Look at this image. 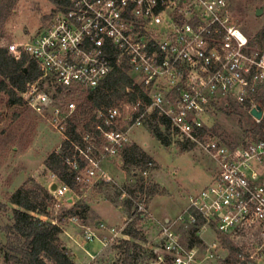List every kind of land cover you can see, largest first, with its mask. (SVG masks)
<instances>
[{"label":"built area","instance_id":"built-area-1","mask_svg":"<svg viewBox=\"0 0 264 264\" xmlns=\"http://www.w3.org/2000/svg\"><path fill=\"white\" fill-rule=\"evenodd\" d=\"M48 1L54 9L43 30L7 47L16 60L27 56L40 70L22 93L32 111L50 112L53 127L67 133L77 108L73 102L63 107L55 96L93 91L121 66L149 98L146 104L129 103L127 126L121 107L96 112L99 136L87 133L85 147L73 144L74 154L66 158L77 183L112 182L103 160L131 144L133 128L163 117L176 134L199 143L219 168L212 183L190 199L185 226L203 223L220 239L228 237L237 248L235 264H264V134L227 145L204 132L203 118L221 100L232 99L256 124L264 121V43L244 33L228 0ZM50 84L52 96L45 88ZM259 107L263 114L257 119L252 111ZM69 191L58 182L53 194ZM138 206L141 213L143 205ZM160 234L166 257L158 256L159 263L197 264L199 244L184 245L169 222ZM213 245L224 247L218 238Z\"/></svg>","mask_w":264,"mask_h":264},{"label":"rangeland","instance_id":"rangeland-1","mask_svg":"<svg viewBox=\"0 0 264 264\" xmlns=\"http://www.w3.org/2000/svg\"><path fill=\"white\" fill-rule=\"evenodd\" d=\"M228 3L239 27L254 39L264 27V13L261 17L255 14L258 8L264 7V0H228ZM53 9L48 0H16L9 16L0 23V47L7 48L10 44L33 39L43 30L44 19ZM131 76L135 83L139 81L132 73ZM45 88L51 96L55 95L51 84ZM81 92L88 90L65 93L56 101L63 99V107L73 102L78 111ZM20 96L22 103L12 105L9 96L0 91V264H11L5 261L6 254L12 255L8 248L10 244H21L22 238L13 230L16 224L14 212L25 210L11 203L12 196L21 188L34 196L41 192V188L49 191L52 196L49 203L51 218H55L53 224L61 229L53 237L52 248L65 250L74 264H124L129 247L126 241H130L131 246L136 245V264H163L158 260L160 255L166 257L160 228L168 222L173 224L183 243L192 239V232L196 230L195 236L201 241V244L197 243L200 245L197 264H224L229 259L226 248L216 249L213 245L215 239L221 240L217 231L203 223L185 226V210L190 199L199 196L219 170L216 161L199 143L176 134L171 127L149 117L141 127L130 131V139L131 144L138 145L152 162L128 165L124 161L123 148L118 155L106 158L102 163L112 182L92 181L57 197L51 187L56 182H63L58 173L49 170L47 162L52 154H62L67 142L66 133L53 127L50 112L46 116L35 113L22 93ZM112 106L121 107L123 126H127L132 116L129 103L115 101ZM203 118L208 134L227 145H240L255 138L254 131L261 133L258 136L264 134L260 127L264 126V121L256 124L245 107L232 99L221 100ZM90 121L87 116L77 123L82 130ZM67 166L72 170L68 163ZM127 199L133 202L135 212L139 204L143 205V211L136 212L133 219L124 206ZM39 211L41 208L29 212V215L35 220L49 221V216ZM130 225L134 232L138 231L137 239L125 234ZM92 233L94 238L90 239L88 235ZM45 263L54 264L48 258Z\"/></svg>","mask_w":264,"mask_h":264},{"label":"trees","instance_id":"trees-1","mask_svg":"<svg viewBox=\"0 0 264 264\" xmlns=\"http://www.w3.org/2000/svg\"><path fill=\"white\" fill-rule=\"evenodd\" d=\"M15 4L16 0H0V23H3L9 16ZM241 13L244 14V11ZM50 18L51 16L49 15L44 19L45 24H47ZM253 41L259 44L264 43V27L260 33L254 37ZM0 77L2 79L0 80V91L9 96L12 105H18L23 101L20 94L25 91L26 85L29 82H33L40 77V70L27 56H23L20 60H16L9 53L8 48L0 47ZM80 96V105L73 121L69 124L66 133L68 141L62 149V154H52L47 162L49 170L58 173L59 179L71 190H75L77 186L81 185L76 181V173L69 170L66 158L74 154L73 144L84 146V136L87 133H91L97 137L99 136L97 130L98 120L96 114H93V112L105 106L112 107L115 101H125L128 103L141 101L144 104L149 102V98L144 89L134 82L130 69L127 66L116 67L97 89L81 92ZM55 98L58 99V95H56ZM87 116H90L91 121L87 122L81 130L80 124L77 122L80 123V121H84ZM154 118L158 119L162 125L170 127L165 118ZM260 127L264 130L263 124ZM204 132L208 133V129H205ZM259 134L261 133L254 131V137H258ZM159 138H161V135H159ZM122 154L124 161L131 166L146 165L152 162L148 155L136 144L127 145L122 150ZM138 193L141 194V190H139ZM39 200L41 203L37 204L36 202ZM51 200L52 196L49 191L43 188H41V192L35 196L30 191L23 188L19 189L12 196L11 203L24 209L25 212L20 210H15L14 212L16 224L13 230L16 235L22 239L20 240V245L10 244L8 246L12 255L6 254L5 261L7 263L46 264L45 259L48 258V260L52 261L54 264H74L65 253V250L60 247L52 248L53 237L57 235L61 229L58 225L53 224L55 218H51V207L49 205ZM124 206L129 217L133 219L135 217L133 202L127 199L124 202ZM40 208L41 211L39 212L48 215L49 221L44 222L38 219L35 220L29 215V212L38 211ZM133 230V226L130 225L126 229L125 234L133 239H137L139 233ZM195 231L192 232L193 238L189 240L186 239L185 243H183L184 245L188 244L189 247H193L196 243H201L200 239L195 236ZM220 236L224 247L228 250L230 255L229 259L224 261V264H229L231 262L235 264V254L237 252L235 244L228 237L223 235ZM126 242L129 247L126 251L124 264H136L137 256L134 250L136 245L131 246L130 241Z\"/></svg>","mask_w":264,"mask_h":264},{"label":"water","instance_id":"water-1","mask_svg":"<svg viewBox=\"0 0 264 264\" xmlns=\"http://www.w3.org/2000/svg\"><path fill=\"white\" fill-rule=\"evenodd\" d=\"M263 13H264V7H261V8H258L257 10H256V12H255V14H256V16L257 17H261L262 15H263ZM262 110H261V108L259 107V108H257V109H254L253 111H252V115L254 116V117H256L257 119H260L261 117H262ZM57 189V183H54L53 185H52V187H51V190L52 191H55Z\"/></svg>","mask_w":264,"mask_h":264}]
</instances>
